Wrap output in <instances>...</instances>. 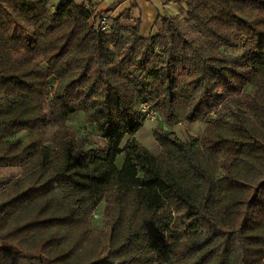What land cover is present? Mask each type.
I'll use <instances>...</instances> for the list:
<instances>
[{
  "label": "trees",
  "instance_id": "16d2710c",
  "mask_svg": "<svg viewBox=\"0 0 264 264\" xmlns=\"http://www.w3.org/2000/svg\"><path fill=\"white\" fill-rule=\"evenodd\" d=\"M176 4L143 36L129 8L103 33L86 2L0 0V167L20 169L0 177V264H264V0ZM143 102L206 127H154V153L135 138ZM78 115L102 144L69 127ZM177 208L203 240L172 230Z\"/></svg>",
  "mask_w": 264,
  "mask_h": 264
},
{
  "label": "rangeland",
  "instance_id": "374dc122",
  "mask_svg": "<svg viewBox=\"0 0 264 264\" xmlns=\"http://www.w3.org/2000/svg\"><path fill=\"white\" fill-rule=\"evenodd\" d=\"M55 1V0H54ZM177 7V6H176ZM177 13L175 15H179L178 8ZM161 27L160 23H157L150 33L156 32L158 28ZM181 29L183 34L188 40H194L198 43L201 50L205 53L207 49L204 44H202V35H200L190 24L185 23L182 20ZM20 40L25 41L30 48L35 49V40L32 35L29 33L23 34L19 36ZM221 51L232 54V55H240L241 48H229L226 46L220 47ZM254 89L253 85H248L246 87L247 91H251ZM233 105V104H232ZM156 109V108H155ZM158 111V110H157ZM143 126L140 128L137 134H135L136 140L142 145L149 148L154 153H159L160 149L153 139L151 130L154 127H163L166 130H171L176 133V135L186 140L191 136L201 135L206 127V123L202 122H188L187 120H176L172 123H167L158 112V115L155 119H145ZM67 124L70 128L74 129L77 132L79 137H88V146L95 147L97 144H102L103 140L101 136L95 132V130L86 124L82 115L71 117L67 120ZM53 128L49 127L48 129L39 132L35 135L36 138L41 141H46L51 134ZM18 137L23 141H27L30 137L25 133H20ZM20 172L19 168L16 167H0V177L3 176H16ZM217 174H220L219 169L216 170ZM103 207L104 203H101L94 210L93 217L91 220L92 226L98 230H104V216H103ZM174 221L172 223V230L180 233L183 238H191L196 242H200L208 235V229L205 224L201 221H198L195 217H190L188 212L182 208L175 209L174 213ZM167 264V263H161Z\"/></svg>",
  "mask_w": 264,
  "mask_h": 264
},
{
  "label": "crops",
  "instance_id": "0c3cea01",
  "mask_svg": "<svg viewBox=\"0 0 264 264\" xmlns=\"http://www.w3.org/2000/svg\"><path fill=\"white\" fill-rule=\"evenodd\" d=\"M76 1L86 2L87 5H91L97 13L104 12L109 14L110 17H114L124 9L129 8L130 17L126 19H122L121 24L123 25L134 24L135 21L139 19L141 23L140 34L143 36L149 35V33L154 28L155 26L154 22L159 15L163 16V15H170L177 13L176 0H76Z\"/></svg>",
  "mask_w": 264,
  "mask_h": 264
},
{
  "label": "built area",
  "instance_id": "2783aa9c",
  "mask_svg": "<svg viewBox=\"0 0 264 264\" xmlns=\"http://www.w3.org/2000/svg\"><path fill=\"white\" fill-rule=\"evenodd\" d=\"M97 29L103 33H107L111 30V20H110L109 14L101 13L98 16V18H97ZM141 111L144 114V119L153 120L158 115L157 109L153 108L149 102L141 103Z\"/></svg>",
  "mask_w": 264,
  "mask_h": 264
},
{
  "label": "water",
  "instance_id": "95a60500",
  "mask_svg": "<svg viewBox=\"0 0 264 264\" xmlns=\"http://www.w3.org/2000/svg\"><path fill=\"white\" fill-rule=\"evenodd\" d=\"M4 205H5L4 202L0 203V211L3 209Z\"/></svg>",
  "mask_w": 264,
  "mask_h": 264
}]
</instances>
